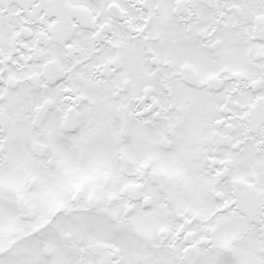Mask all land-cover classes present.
Returning a JSON list of instances; mask_svg holds the SVG:
<instances>
[{"label":"snow or ice","instance_id":"obj_1","mask_svg":"<svg viewBox=\"0 0 264 264\" xmlns=\"http://www.w3.org/2000/svg\"><path fill=\"white\" fill-rule=\"evenodd\" d=\"M0 264H264V0H0Z\"/></svg>","mask_w":264,"mask_h":264}]
</instances>
